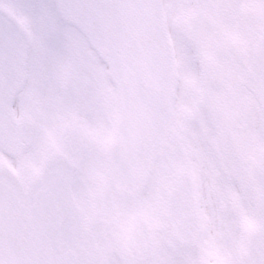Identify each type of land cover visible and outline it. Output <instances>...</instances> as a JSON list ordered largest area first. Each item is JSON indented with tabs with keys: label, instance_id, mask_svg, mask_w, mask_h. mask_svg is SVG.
Returning a JSON list of instances; mask_svg holds the SVG:
<instances>
[{
	"label": "snow or ice",
	"instance_id": "obj_1",
	"mask_svg": "<svg viewBox=\"0 0 264 264\" xmlns=\"http://www.w3.org/2000/svg\"><path fill=\"white\" fill-rule=\"evenodd\" d=\"M0 264H264V0H0Z\"/></svg>",
	"mask_w": 264,
	"mask_h": 264
}]
</instances>
